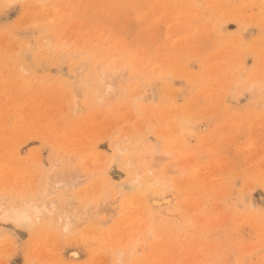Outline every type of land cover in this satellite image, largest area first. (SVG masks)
Masks as SVG:
<instances>
[{
    "label": "rangeland",
    "instance_id": "obj_1",
    "mask_svg": "<svg viewBox=\"0 0 264 264\" xmlns=\"http://www.w3.org/2000/svg\"><path fill=\"white\" fill-rule=\"evenodd\" d=\"M0 204V264H264V0H0Z\"/></svg>",
    "mask_w": 264,
    "mask_h": 264
},
{
    "label": "bare ground",
    "instance_id": "obj_2",
    "mask_svg": "<svg viewBox=\"0 0 264 264\" xmlns=\"http://www.w3.org/2000/svg\"><path fill=\"white\" fill-rule=\"evenodd\" d=\"M165 153L168 154L169 157H173L172 152L169 151ZM145 159L146 158H144V160ZM130 163L134 165L136 163L135 159L132 158L130 160ZM63 173L57 174L52 178L51 177L45 178L42 189H41L42 192L40 190L39 195L41 193V196L43 195V198L47 194L52 195L50 196L49 200H47V202L43 201V204L45 202L48 203V204H45L46 209H48V212L50 211L51 214H56V219L62 223L64 229L70 230L72 229L74 225L77 224L78 220L83 221L84 218L89 217L91 214L90 213L91 210L94 209L96 205L94 206L92 204V200H93L92 198L86 200V202L84 204H81L80 207L76 205L78 201H77V193L75 192V190L77 189L78 185L81 182H83V180L85 179V175H84L85 173L83 174L79 170H74V171L72 170L71 172L69 173L66 172L65 174ZM141 174H143L142 171L141 172L138 171L137 175H141ZM158 179H159V175H157L155 172H150L147 174L146 182H148L149 184H155L158 181ZM2 207L3 206L0 204V210L2 209ZM34 208L37 211L38 206ZM16 213L21 217H24V218L28 217V215H24L19 212H16ZM96 213L97 211H95V214ZM71 255L76 256L77 253L73 251L70 253V256Z\"/></svg>",
    "mask_w": 264,
    "mask_h": 264
}]
</instances>
